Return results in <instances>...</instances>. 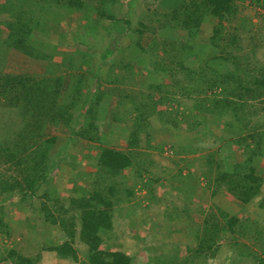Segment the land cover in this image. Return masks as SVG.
I'll use <instances>...</instances> for the list:
<instances>
[{
    "label": "rangeland",
    "instance_id": "obj_1",
    "mask_svg": "<svg viewBox=\"0 0 264 264\" xmlns=\"http://www.w3.org/2000/svg\"><path fill=\"white\" fill-rule=\"evenodd\" d=\"M6 1L0 0V19L10 20V12L1 7L6 5ZM236 1L240 5V14L236 18V23L228 24L230 31L228 32V29L224 31L221 34V40L216 45L215 55L220 56L217 58L219 64L216 66V73L223 74L222 76H224V72L234 69V60L237 61L241 54H246V50H248L247 36L249 37L247 32L258 37L259 41L263 37L260 26L264 24V18L261 17L264 15V5L256 4L254 0ZM87 2L92 4L90 5V17H99V12L104 6L99 0H88ZM158 2L160 3V0H117L112 8L117 19L112 20V23L109 18L103 19L105 22L103 25L109 33L107 35L112 51L105 57L104 66L100 67V70L103 73L112 72V75L118 77L120 67H122L124 71L121 75L126 79V84L131 86L126 87L128 93L137 91L139 98L135 97L133 101L132 96L131 99L127 98L128 94L116 95L114 93L110 96L112 99L107 100L104 91L109 85L102 81L98 88L97 83L92 80L88 83L92 84V93H96L98 90H101L102 94L104 93L102 103L105 107L103 110L96 107L97 111L95 112L89 108L93 112L90 120L97 118L101 136L104 131H110L111 136L117 138L114 142L115 148L135 151L136 154L142 153L140 156L145 160L144 163H151V166L143 165L144 167H139L138 170L135 162L140 161L137 160V155L132 169L138 170L139 174L132 169L124 171L125 177H128L130 181L133 177V183L128 186L127 192L129 193L122 191L119 198H114L113 201H116L114 204L116 208L113 218L114 226L109 232L112 236L100 244L99 248L104 251L122 250L133 258L132 264H201L202 260L208 259L207 250L197 249V240L194 239L193 234L196 226H201L207 215L216 213L223 218L224 215H221L218 210L220 207L224 211L237 213L241 221L246 218L249 222L253 220L264 222V212L257 207L259 200L257 197H254L249 204L240 205V202L228 195L223 187L216 188V193L212 194V189L215 187L208 186L204 174L200 172L202 168H199V165H202L205 170V162L203 163L201 157L214 152L215 158H217L221 154L219 149L222 143L220 142H227L234 138V135L225 128V124L230 120L226 116H223L225 118L217 121L214 125L210 122L209 131L204 134L200 130L197 135L198 132L194 129L196 125L193 129L189 126L195 124V119L198 120L203 115L202 111L194 110L195 102L199 98H203V100L207 99L209 103H212L214 98H219V95L214 91L221 92L220 87H215V89L209 87L204 91L206 83L201 86L207 80V70L202 71V69L207 66V63H210L206 58V51L210 49V34L214 23L210 21L201 25L200 32L196 34L197 53L192 56L185 53L184 59H182L185 66L196 68L197 71L192 72L190 69L185 71L178 66V63H173L171 56L165 55L164 57L163 53H154L155 46L161 42L162 38L177 40L187 35V31L181 28L182 18H179V15L173 11L160 9L157 7ZM23 6V19L25 20L30 14L38 15L41 19L39 26L42 28L34 29L32 33L34 39L30 38L25 42L28 47L31 44L34 45V55H32L28 54L25 47V50L17 49L3 42L8 29L6 25L0 24V144H8V140L5 142V139L14 138L19 131H23V134L34 131L35 134L30 135L28 139L26 137L22 139L28 142L29 151L41 150L40 146L44 144L45 139H54V143L50 147L48 161L61 157L62 159L50 172L48 181L33 193V197L25 202H19L16 196L9 197L1 205L0 264H15L13 258L15 255L13 257L9 255L12 250L22 256L32 258L40 254V259L35 264H79L80 261L86 260V246L78 240L76 241L74 247L77 251V258H62L57 252L45 249V246L54 242L58 243L61 240V235L57 227L49 225L32 208L36 196H41L48 188L55 192L52 194V198H57L64 206L69 205L71 196L78 197L82 193L85 197L90 195L92 173L95 169L93 163L89 164L86 158L90 155L94 159L99 148L89 146L83 139L72 140L73 133L70 131L71 128L84 127L89 120L88 113L85 111L88 107L85 103L87 99L89 101V94L82 91L77 98L78 105L85 108L79 110L81 119L78 118V123L74 127L72 126L76 124L74 121L77 108H70L68 111L61 108V117L51 118L46 115L48 119H45L44 116H41L39 118L42 127L34 129L31 126L32 116L30 114H25L22 117L20 108H10L5 103L9 101V98H15V102L28 104L29 107L34 106L29 108L32 114H36L37 111L38 114L41 111H47L52 115L50 113L53 107L52 99L35 91L33 100L30 98L25 101L21 91L5 85L2 79L5 76L12 78L31 73L38 75V78L48 75L54 77L59 88L55 103L62 105L64 101L70 99L66 93L71 91V78L75 79V75L79 73L76 67L82 61V54H85L82 66L83 69H86L87 66L92 65L91 61L97 63L101 59H97L95 51L101 52L103 47L93 50L90 48V51L84 52L74 46L72 37L76 33H84L87 29L84 11H74V8H67L62 4L55 5L51 0H28L23 2ZM35 15L34 17H37ZM119 17L128 18L134 28L138 21H143L147 25L137 46L133 45L137 40L136 34L133 31L130 32L129 28L126 29V25L121 22ZM247 21L250 24H246ZM122 25L124 27H121ZM114 27L122 28L123 32ZM233 27H237L238 31L242 29L239 31L241 41H234V44H231L227 39L232 40V33L236 32L232 31ZM256 31L258 33H253ZM62 33L65 34L64 38L61 36ZM126 33L135 35L130 39ZM129 42L133 45L131 49H129ZM67 59L73 61H71V65L61 64ZM128 63L131 65H127ZM156 63L166 69L165 79L175 85L178 83V87L166 84L165 79H161L162 89L159 87L157 91L152 90L153 100L157 103L156 108H147L148 111H151L150 115L146 117L150 123V131L147 136L151 137H147L146 134L137 135V143L127 147L125 146L126 140L129 142L131 139L130 108L134 106L133 103L142 98V102L148 101L147 104L152 106L149 99L145 97V93L138 90H146V94L150 93L148 86L151 84L152 72H147V68H152ZM241 63L244 64L242 60ZM55 64L61 66H54ZM260 67L264 68V46L261 45L251 58V68ZM49 70L55 71L52 73ZM229 83L234 85L233 81H229ZM168 87L175 93L167 94L165 89ZM3 93H7V97H4ZM171 95H173V100H170ZM93 98L95 99V96ZM244 106L245 109L239 111V116L250 118L249 126L246 129L251 131V126L258 124L257 131L260 130V125L264 122V95L260 100L244 102ZM34 109H36L35 112H33ZM56 109L58 108H53V110ZM249 110L259 113L257 115L254 113L250 117ZM113 116L117 120L125 119L127 122L116 124L112 121ZM216 119L212 115H208L203 120L213 121ZM244 124L247 126L246 123ZM207 134L210 136L206 137ZM105 140L107 139L105 138ZM130 155L133 159L134 156ZM259 157L261 164L258 168L264 173V156ZM1 172L9 175L14 174L12 170L8 169V165L0 163ZM2 196H6V193L0 192V198ZM120 197H126L128 201L122 202ZM178 205L186 206L187 209L185 216L179 219L176 216L177 211L174 209ZM119 206L122 207L121 210ZM129 213H131L130 216ZM226 219L227 217H224L223 220ZM223 234V238L218 241L221 245L220 251L216 257H210L206 264L257 263L252 252L254 250L260 252V250L250 237L245 236L247 233L240 234L236 225L234 231H226ZM237 251H243V256H238ZM159 254L162 255L158 256Z\"/></svg>",
    "mask_w": 264,
    "mask_h": 264
},
{
    "label": "trees",
    "instance_id": "obj_2",
    "mask_svg": "<svg viewBox=\"0 0 264 264\" xmlns=\"http://www.w3.org/2000/svg\"><path fill=\"white\" fill-rule=\"evenodd\" d=\"M24 1L28 0H7L5 2L6 5L1 6L10 12L9 15L11 17L10 20L0 19V24L6 25L8 29L7 36L3 42L17 49H24L25 47L27 48L26 51L28 54L34 55V45L31 44L28 47L25 45V42L33 38V30L40 27L39 24L41 23V19L35 14L34 15L37 17L30 14L25 20L23 19L24 10L22 7H24ZM87 1L88 0H51L55 5L62 4L64 7L74 8V11H84L87 29L84 33H76L72 37L73 44L77 49L88 52L91 49L103 47L101 52L95 51L97 53V59H101L97 61V63H95L96 61H91L90 63H92V65L89 67L87 66L86 69H83L82 66L83 59L85 58V54H82V61L76 67L79 73L75 75V79H73V77L71 78V91L66 93L68 94L67 97L70 99L64 101L62 105H58L55 103L59 94L56 78L49 75L38 78V75L31 73L24 76H13V79L9 76H5L2 80L5 85L12 86L14 90L17 89L21 91L22 96H24L23 100L25 101H28L30 98L33 100L35 91L50 97L53 104L52 110L50 111L52 115L47 111H41L39 114L37 111L36 114H32L29 108H33L34 106L29 107L28 104L15 102V98H9V101L5 104L14 109H18L17 107L20 106L22 112L20 115H22V117H24L25 114H30V116H32L30 120L31 126L34 129H40V127H42L39 118L41 116H44L43 118L45 119H48L46 115L51 118L54 116L61 117V108L67 111L70 108H77L74 121L76 124L72 126L74 127L78 123V118L81 117V112L79 110L85 108L78 105L77 98L82 91L89 94V101L87 99L85 103V105L88 106L85 111L88 113L89 120H87L84 127L80 126L77 129L71 128L70 131L73 133L72 140L74 139L77 141L78 139H83L89 146L99 148L94 160H92L90 155L86 158L89 164L93 163V168L95 169L92 173V187L89 191L90 195L85 197L82 193L78 197L71 196L69 205L64 206L60 200L52 198V194L55 192L51 190V188H48L41 196H36L32 210L35 211L36 214L38 213L42 216L49 225L57 227L60 232L61 238H59L61 240H59L58 243L54 242L55 244L53 243L45 246L46 248L44 247L47 250L57 252L59 257L77 258V251L74 246L78 240L81 244L85 245L87 249L86 260L80 261L79 264H132L133 258L124 251H104L100 249L99 246L112 236L109 232L114 226L113 218L116 210L114 207L116 202L113 201L114 198H119L122 191L127 192L129 184L133 183V177H131L132 180L130 181L128 177H125L124 171L134 168L132 164L137 155V160L140 161L135 162L138 170L139 167H144L143 165L148 164H145V160L141 158L142 156L140 155L142 153L136 154L135 151L115 148L114 142L117 138L115 136L112 137L110 131H104L101 136L99 124L96 121L97 118L90 120V116L93 114L92 109L94 112L97 111L96 107L102 108V110L104 109L105 105L102 103V95L104 93L107 100H111L112 98L110 96L114 93H116V95L128 94V97H126L131 99L132 96L133 101L135 97L139 98V95L137 91L128 93L126 87L131 86L126 84V79L121 75L124 71L122 67H120V75H118V77L112 75V72L110 73L107 71L103 73L100 70V67L104 66L103 61L105 57L112 51L111 43L108 38L109 36L107 35L109 33L106 31L107 28H105V25H103V23H105L103 19L109 18L111 23L113 22L112 20L117 19L112 9L117 0H99L104 7L100 10L99 17L97 18L90 17V5L92 4H89ZM254 2L258 5H264V0H254ZM157 7L177 13L179 18H182L181 28L187 31V35L177 40L166 37L162 38L161 42L155 46L154 53H163L164 57L165 55L171 56L173 63H178V66L182 67L185 71L189 69L192 72L197 71L196 68L193 69L192 67L185 66L182 59H184L185 53H187L188 56L197 53L198 42L196 41V34L200 32L201 25L205 24V22L207 24L210 21L214 23L210 34V49L206 51V58L210 63H207L205 60L207 66L202 69V71L207 70V80L202 83L201 86L206 83L204 91L209 87H212V89L220 87L221 92L216 93V91H214L215 94L219 95V98H214L212 103H209L207 99L203 100V98H199V100L195 102L194 110L198 109L202 111L203 115H201L198 120L195 119V124H190L189 126L193 129L196 125L194 129L197 130V135H199L200 130L204 134L209 131L210 122L214 125L217 121L223 120L225 118L223 116H226L230 118V120L225 124V128L234 135V138H231L227 142L218 140L219 142L222 141L220 142L222 145L219 149L221 154L218 155L217 158H215L214 152L206 154L205 156L203 155L201 160L203 163L205 162V170L202 165H199V168H202L200 172L204 174L203 176L207 180V185L215 187V189H212V194L216 193V188L223 187L226 189L228 195H231L233 198H236V201L240 202V205L249 204L254 197H257L259 199L257 207L264 212V173L258 168L261 164L259 156H264V122L262 125L259 124L260 130L257 131L258 124H253L250 131L246 129L249 126L250 118L239 116V111L245 109L244 102L248 100H260L262 95H264V68H251L252 54L260 45L264 46V24L260 26V32L263 35L262 40L259 41L258 37H254L250 32H247L249 37L247 36L248 50H246V54H241L237 61L234 60V69L229 72H224V76H222L223 74L216 73V66L219 64L217 58L220 57L215 55L216 45L221 40V34L227 29L228 32L230 31L228 24L234 23L238 14H240V5L238 2L236 0H160ZM261 17L264 18V15ZM119 18L121 22L126 25V29L129 28L130 32L133 31L136 34L137 40L133 45L137 46V44L140 43L139 39L146 31L147 25L143 21H138L137 26L134 28L131 26L128 18ZM33 21L35 25L32 24ZM246 24H250V22L247 21ZM121 27L124 26L122 25ZM114 28L120 29V31L123 32V29L120 27ZM233 28L232 31L235 30L236 32L232 33V40L227 39L231 44H234V41H241V34L239 31L242 29L238 31L237 27ZM253 33H258V31ZM126 34L130 36L128 37L130 39L135 35L132 33ZM61 36L64 38L65 34L62 33ZM86 38L88 39L86 40ZM128 44H130V42ZM133 45L130 44L129 49H131ZM241 60L244 64L241 63ZM71 61V59H67L62 61L61 64L71 65L73 62ZM124 65L126 67V64ZM127 65L131 64L128 63ZM54 66L61 65L55 64ZM147 70V72H152V76L150 77L151 84L148 86L150 93L146 94V90L138 91L145 93V97L149 99L152 106L147 104L148 101L142 102V98L133 103L134 106L130 108V117H132L131 139L129 142L126 140L125 146L127 147L137 143V135L146 134L147 136L149 134L150 123L146 117L150 115L151 111H148L147 108H156L157 104L155 100H153L152 90L157 91L159 87L161 88V84L163 83L161 79H165L166 69L159 66V63H156L152 68H147ZM49 71L53 73L55 70ZM92 80L97 83L98 88L102 81L106 82L109 86L103 94L101 90L92 93V84H88ZM229 81H233L234 85L232 86ZM165 82L166 84H173L167 79H165ZM175 86L178 87V83ZM83 87H85L84 90ZM165 92L169 95L175 93L170 90L169 87L165 89ZM135 93L137 94L135 95ZM2 95L7 97V93H3ZM94 96L95 99L93 98V100L92 97ZM170 100H173V95H171ZM53 108L58 109L53 110ZM35 111L36 109L33 110V112ZM254 113L257 115L259 112L254 110L248 111L250 117ZM208 115H212L213 118L217 119L213 121H204L203 119H206ZM112 121L116 124H125L127 122L125 119L117 120L114 116L112 117ZM244 123H246L247 126H244ZM30 132L29 134H23V131H19L15 134L14 138L10 137L9 139H5V142L8 140V144H0V163L8 165V169L12 170L14 173L10 175L2 172L0 173V192L6 193V196L0 198V208L9 197L16 196L19 202H25L27 199L33 197V193L39 189V186L48 181L50 172L53 171L54 167L57 166L62 159L61 157L56 160L51 159L48 161L50 147L53 145L54 139H45L44 144L40 146V148H42L41 150L29 151L30 146H28V142L22 139L25 137L28 139L30 135L33 133L35 134L34 131ZM209 136L210 134L206 135V137ZM105 138L107 140H105ZM130 154L134 156L133 159ZM132 170L139 174L138 170ZM120 199L122 202L128 201L126 197H120ZM46 200H48V202H46ZM119 207L121 210L122 207ZM174 209L177 211L176 216H178V219L184 217L187 212L186 206L178 205L175 206ZM218 210L221 215H224L223 218L220 215H216V213H212L210 216H206L201 226H196L193 236L194 239L197 240V249H205L207 250L206 254H208V257H215L221 249V245L218 241L223 238V232L234 231V227L237 225L240 234L244 235L247 233L245 236L250 237L260 250V252L257 250L252 252L253 257H255L254 260L257 261L256 264H264V222H260V220L249 222L246 218L241 221V218L235 212L228 210L224 211L220 207H218ZM220 217L222 218L221 222ZM224 217H227V219L223 220ZM174 219H176V217H174ZM245 248L243 249L245 250ZM242 252L243 251H237V255L243 256ZM9 255L12 257L15 255V257H13L15 259V264H35L40 259V254L32 258L29 256H22L15 250L10 251Z\"/></svg>",
    "mask_w": 264,
    "mask_h": 264
},
{
    "label": "clouds",
    "instance_id": "obj_3",
    "mask_svg": "<svg viewBox=\"0 0 264 264\" xmlns=\"http://www.w3.org/2000/svg\"><path fill=\"white\" fill-rule=\"evenodd\" d=\"M216 256H217V255H216ZM216 256H215V257H216ZM212 258H214V257H212ZM212 258H211V259H212ZM208 259H210V256L208 257ZM208 259H207V260H208ZM207 260H202V261H201V264H206V261H207Z\"/></svg>",
    "mask_w": 264,
    "mask_h": 264
},
{
    "label": "crops",
    "instance_id": "obj_4",
    "mask_svg": "<svg viewBox=\"0 0 264 264\" xmlns=\"http://www.w3.org/2000/svg\"><path fill=\"white\" fill-rule=\"evenodd\" d=\"M17 108H20V106L19 107H17ZM119 127V126H118ZM92 158V157H91ZM92 160H94L93 158H92ZM151 160V159H150ZM88 162V161H87ZM148 166H151V163L150 164H148ZM131 215V213H129V216Z\"/></svg>",
    "mask_w": 264,
    "mask_h": 264
}]
</instances>
